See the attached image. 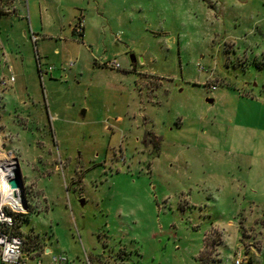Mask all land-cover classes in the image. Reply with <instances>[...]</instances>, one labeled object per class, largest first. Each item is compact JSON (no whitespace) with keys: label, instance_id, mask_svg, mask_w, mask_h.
<instances>
[{"label":"rangeland","instance_id":"374dc122","mask_svg":"<svg viewBox=\"0 0 264 264\" xmlns=\"http://www.w3.org/2000/svg\"><path fill=\"white\" fill-rule=\"evenodd\" d=\"M24 6L0 22V79L29 89L0 88V150L41 264H234L255 240L264 264V0Z\"/></svg>","mask_w":264,"mask_h":264},{"label":"built area","instance_id":"2783aa9c","mask_svg":"<svg viewBox=\"0 0 264 264\" xmlns=\"http://www.w3.org/2000/svg\"><path fill=\"white\" fill-rule=\"evenodd\" d=\"M33 40H35V37H33ZM110 66L117 68L118 64L113 62ZM14 82L15 76L10 74L8 77L0 79V88H5ZM211 88L215 89L214 86ZM11 174L6 178H0V262L2 264H26L23 259V240L20 236L11 233L14 226L13 213L8 211L10 206L3 202L1 198L2 193H9L11 195V192L6 187V181L10 178ZM65 262L66 259L63 256H53L50 260V264H65ZM241 262L239 259H236L234 264H241Z\"/></svg>","mask_w":264,"mask_h":264},{"label":"crops","instance_id":"0c3cea01","mask_svg":"<svg viewBox=\"0 0 264 264\" xmlns=\"http://www.w3.org/2000/svg\"><path fill=\"white\" fill-rule=\"evenodd\" d=\"M9 3H10V11H5V12H2V13H0L1 14V16H0V22L2 23V21L3 20H7L6 22H9V24H10V26H14L15 25V20L16 21H24V20H26V15H25V6H24V0H11V2L10 1H8ZM7 8V7H6ZM3 18V19H2ZM18 27H20L21 28V25L18 23V25H17ZM32 32H33V28H32ZM33 35H34V32L32 33ZM37 42V41H36ZM251 43V42H250ZM250 45V46H249ZM227 47V46H226ZM247 48H250V50L252 49V46H251V44H245V46H244V48H242V46H240V45H237L236 43H234L233 45H232V47H229L228 49H226V48H224V52L226 53V56H228V55H230L231 53H233L234 55L236 54V55H241V53L243 52V49L244 50H247ZM245 53V52H244ZM202 58L204 57V54L201 56ZM227 59H228V57H227ZM234 60H231L229 63H231V62H233ZM235 61H237V63L239 64V65H241V66H243V65H245V67L243 66L242 68L243 69H247V70H249V67H248V65H249V57H243V58H236L235 59ZM264 62H261L260 64H263ZM10 70V69H9ZM9 70H8V72H7V75L6 76H8L9 75ZM25 80V79H24ZM222 84H223V82H222ZM19 86H17V79H16V81H15V83L13 84V85H9V86H7V87H9V89L11 90V92H14L19 98L20 97H23V96H25V94L27 95L28 94V91H29V89H28V87L27 86H25L24 84H18ZM224 85H225V83H224ZM215 87V86H214ZM6 88V87H5ZM5 88H1V89H5ZM25 92H27V93H25ZM29 126H30V122H28L27 123V125L25 126L24 125V123H23V127H24V130H28L29 129ZM5 132V131H4ZM5 134H6V132H5ZM8 145V142L6 143V145L5 146H7ZM7 148V147H6ZM1 149V148H0ZM0 152L1 153H6V154H9L10 153V151H7V150H0ZM221 242H222V238H221ZM255 242H257L258 244L256 245V246H251V247H249V250L246 252L247 253V256L245 257V259L241 262V264H245V262L248 260V259H251L252 261H253V264H255L256 263V261H257V256H256V254H255V250L257 251V252H260V247H259V241H256L255 240ZM216 248V247H215ZM51 253V251L50 250H48L47 248H46V245L45 244H43L42 245V252H40V253H38V254H34V255H31L32 257H37V259L36 260H34L33 258H31L30 259V261L32 262V263H34V264H38V263H42V254H47V255H49ZM218 254H219V252L217 251V249H216V257H215V260L218 258ZM262 255V254H261ZM25 257L26 256H28V255H24ZM53 256H55V255H50V260H51V258L53 257ZM24 260H25V258H24ZM27 261V260H26ZM1 263V262H0ZM2 264V263H1ZM259 264H262L261 262H259Z\"/></svg>","mask_w":264,"mask_h":264},{"label":"bare ground","instance_id":"6f19581e","mask_svg":"<svg viewBox=\"0 0 264 264\" xmlns=\"http://www.w3.org/2000/svg\"><path fill=\"white\" fill-rule=\"evenodd\" d=\"M6 156H8V154L2 153V155H0V178L8 177V175H10L16 168V163L9 158H5ZM1 198L2 201L9 205L14 211L22 212L25 210V202L22 193L19 194L17 200H14L9 193H2Z\"/></svg>","mask_w":264,"mask_h":264},{"label":"water","instance_id":"95a60500","mask_svg":"<svg viewBox=\"0 0 264 264\" xmlns=\"http://www.w3.org/2000/svg\"><path fill=\"white\" fill-rule=\"evenodd\" d=\"M131 62L134 63L135 59L132 58ZM207 102L208 103H212L213 101L211 99H208ZM14 161L16 163V168L12 172L10 178H8V180L6 181V187L11 192L12 198L13 199H17L19 194L23 193V188L24 187H23V178H22V175H21V171H20V167H19L18 161H17V159H14ZM22 197H23V194H22ZM25 210H27L26 203H25ZM24 258H25V256H23V259Z\"/></svg>","mask_w":264,"mask_h":264},{"label":"trees","instance_id":"16d2710c","mask_svg":"<svg viewBox=\"0 0 264 264\" xmlns=\"http://www.w3.org/2000/svg\"><path fill=\"white\" fill-rule=\"evenodd\" d=\"M32 213L31 210L29 209L28 213L25 215V219L27 218V216ZM15 224V223H14ZM11 233L14 235H18L17 232L14 231V226L11 230ZM37 238V244H34L33 241L34 239L36 240L35 237L29 235L27 237H25L23 240V254L24 255H34V254H38L40 252H42V241L40 239V237L38 235H35ZM204 262V255H201V264H203ZM245 264H253V261L251 259H248Z\"/></svg>","mask_w":264,"mask_h":264}]
</instances>
